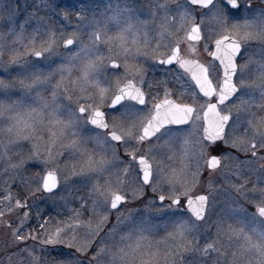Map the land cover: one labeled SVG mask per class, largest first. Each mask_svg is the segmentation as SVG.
Instances as JSON below:
<instances>
[{
    "label": "snow or ice",
    "instance_id": "obj_1",
    "mask_svg": "<svg viewBox=\"0 0 264 264\" xmlns=\"http://www.w3.org/2000/svg\"><path fill=\"white\" fill-rule=\"evenodd\" d=\"M41 3L48 16L19 24L0 4L5 249L32 264L38 240L74 249L59 264H264V0H105L90 14L92 0ZM197 44L207 63L182 54ZM149 69L174 84L160 102L144 91ZM30 164L35 187L14 197ZM37 194L79 208L34 234Z\"/></svg>",
    "mask_w": 264,
    "mask_h": 264
},
{
    "label": "rangeland",
    "instance_id": "obj_2",
    "mask_svg": "<svg viewBox=\"0 0 264 264\" xmlns=\"http://www.w3.org/2000/svg\"><path fill=\"white\" fill-rule=\"evenodd\" d=\"M57 8V11L59 12L61 9L64 10H79V7L81 4L89 5L90 0H51ZM105 0H92L91 6H89L88 11L89 14L91 13L92 7H95L97 3H99L101 6ZM0 4H3V6L7 9L9 7H14L18 15L16 16V22L17 24L21 23L25 20L26 17L29 16L30 13H35L36 18H39L40 16H48L50 13L49 11L43 6L41 3V0H0ZM99 10V8L97 9ZM59 16H53V20H59ZM36 20L33 19L30 21V24L28 26V30L31 31L33 27H35ZM4 29L6 30L7 25L3 24ZM233 154L239 155L244 157L242 153H236L235 149H229ZM243 160L242 158H240ZM203 162V161H202ZM64 161H61V164H63ZM177 166L179 165V158L177 157L176 161L174 162ZM238 163V161H230L229 164L232 167H235V165ZM0 167H3L2 164H0ZM29 168L32 171H26L24 173L25 176H27L29 179L25 185V190L21 191L19 188L16 187V184L13 183L12 185V193L15 197V194L17 192H20V198L23 199L25 196H27L28 192L31 191L35 184L32 183L31 175L32 172L35 171L32 167V165H29ZM217 180L218 185H223L224 187H228V185L225 183L224 179L221 176L220 172H217L214 174ZM245 178L248 180V188H251L253 184L255 183V175L245 174ZM8 179V177H0V197H3L5 195V192L3 189V180ZM236 183H241L242 181L239 179L235 180ZM229 191L231 189L229 188ZM80 195H86L87 189H82L79 193ZM15 200H13V203ZM29 204L31 205V215L32 219L28 223V228H26V231L29 229H35L34 234L40 233V229L38 227L39 223H42L43 221H48L47 223V229L48 231H54L58 222L61 221H67L68 217L72 216L73 213L70 209L72 208H79V203L76 201H71L68 205H64L63 202L57 201L56 203H53L52 200L41 197L39 194L35 196V198H29ZM10 205L7 203H0V208H7ZM27 210V209H25ZM37 213L40 215L37 216ZM23 215L22 210L15 211L12 214V219L19 218ZM88 218V214H85L84 219ZM95 222V221H94ZM114 217L110 221V223H114ZM61 227L63 225H60ZM85 232L84 228H80L78 230V235L83 236ZM10 230L5 229L2 225H0V264H32V257L29 256L27 252H19V249L12 248V249H5L4 247V241L8 239ZM68 234L66 233V236ZM43 235L40 236V239H43ZM28 246L34 248V255L40 257V264H59L60 261L68 259L70 257V253L74 251V249H69L66 247L65 244H55V245H42L39 243V240L36 242L29 241ZM161 248L164 247L163 244L159 245ZM20 247H25V245H21ZM12 253H18L16 255H12ZM11 255V260H9V256ZM91 255V252L89 253Z\"/></svg>",
    "mask_w": 264,
    "mask_h": 264
},
{
    "label": "flooded vegetation",
    "instance_id": "obj_3",
    "mask_svg": "<svg viewBox=\"0 0 264 264\" xmlns=\"http://www.w3.org/2000/svg\"><path fill=\"white\" fill-rule=\"evenodd\" d=\"M181 36H183V33H181ZM183 48H187V44L182 46ZM253 47H256V45H253ZM197 52L194 55H189L186 51L182 52L183 55H185L187 58L190 59H199L201 63H207V53L203 52V49L201 45H196ZM214 50V49H212ZM163 51V50H161ZM131 63V62H130ZM129 78H132L131 76ZM136 79H139V77H136ZM170 80V77L165 75V71L163 69L153 71L149 69L147 73V83L143 85L144 91L148 93L151 97L156 98V102H160V100L164 99V89L165 87L175 90L173 83L165 84L163 81ZM151 85V87H149ZM139 86V85H138ZM171 99H176L178 102L180 100L179 94L177 93L174 97H169ZM150 99V103H151ZM183 102H190L187 97L184 98ZM212 155H218L217 152H212ZM240 158L244 159V157L240 156ZM203 163V162H202Z\"/></svg>",
    "mask_w": 264,
    "mask_h": 264
}]
</instances>
